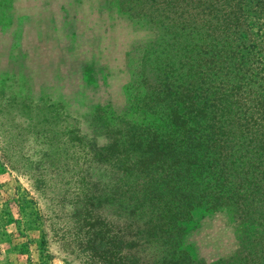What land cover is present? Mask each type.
I'll return each mask as SVG.
<instances>
[{
	"label": "trees",
	"instance_id": "obj_1",
	"mask_svg": "<svg viewBox=\"0 0 264 264\" xmlns=\"http://www.w3.org/2000/svg\"><path fill=\"white\" fill-rule=\"evenodd\" d=\"M117 3L158 37L135 47L123 104L88 115L84 249L97 264H264V0ZM221 209L236 248L197 258L186 235ZM35 244L46 264L43 233Z\"/></svg>",
	"mask_w": 264,
	"mask_h": 264
},
{
	"label": "rangeland",
	"instance_id": "obj_2",
	"mask_svg": "<svg viewBox=\"0 0 264 264\" xmlns=\"http://www.w3.org/2000/svg\"><path fill=\"white\" fill-rule=\"evenodd\" d=\"M117 0H0V264H97L84 249V130L96 105L123 104L135 47L156 27ZM260 44V41H256ZM264 87V40L252 49ZM106 215V210L102 211ZM224 209L186 235L197 258L230 254ZM27 250L30 261L18 255Z\"/></svg>",
	"mask_w": 264,
	"mask_h": 264
}]
</instances>
